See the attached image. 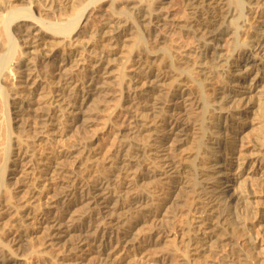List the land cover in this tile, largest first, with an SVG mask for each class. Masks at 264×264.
<instances>
[{
    "label": "bare ground",
    "instance_id": "obj_1",
    "mask_svg": "<svg viewBox=\"0 0 264 264\" xmlns=\"http://www.w3.org/2000/svg\"><path fill=\"white\" fill-rule=\"evenodd\" d=\"M173 1L137 0L136 7L130 1L127 7L133 12L126 7L123 13L117 12L118 0H92L74 7L70 23L53 24L43 12L56 13L66 6L64 0H0V204L6 198L12 203L9 183L15 186L16 175L33 156L15 131L22 129V135L33 122V137L45 144L57 142L62 131L67 141L76 138L96 122L99 107L93 105L114 95V82L121 93L117 110L126 113L112 158L99 166L92 182L69 174L65 162L79 149L72 145L60 160L50 154L43 161L29 200L17 206L18 213L29 211L38 189L49 183L48 212L36 222L46 248L62 250L60 264L87 246L94 255L91 264H110L116 251L137 240L134 231L146 218L183 206L194 219L170 242L171 264H264V228L258 235L252 232L264 223V211L252 208L256 194L248 185L252 181L264 189V0H183V20L172 18ZM101 2L110 3L114 13L102 33L108 48L94 46L97 39H91L97 35L81 41L79 31L89 21L88 11ZM37 5L39 11L34 10ZM142 26L153 37L150 42ZM173 30L196 45L152 49L164 40V32ZM46 39L52 48L43 47ZM27 46L33 51L23 52ZM60 47L68 52L60 54ZM120 47L140 56L136 72L115 77L112 57ZM40 58L51 64L57 79L48 109L37 105L45 98L38 94L43 81L35 63ZM81 65L80 75H74L73 66ZM247 131L257 138L249 172L236 148ZM188 143V153L181 155ZM255 167L258 172L253 173ZM150 182L156 191L147 188ZM3 214L1 208L0 221ZM19 231L18 245L23 246L28 232ZM154 231H148L151 248L161 242L152 237ZM10 247L0 239V264L22 261ZM233 256L238 259L230 261ZM128 259L127 264L139 261Z\"/></svg>",
    "mask_w": 264,
    "mask_h": 264
},
{
    "label": "rangeland",
    "instance_id": "obj_2",
    "mask_svg": "<svg viewBox=\"0 0 264 264\" xmlns=\"http://www.w3.org/2000/svg\"><path fill=\"white\" fill-rule=\"evenodd\" d=\"M91 1L92 0H64V3L66 4V6L63 9L57 11L54 14H48V13L43 12L44 19L45 20L47 19L48 22H51L53 24L54 23L55 24L56 23L57 24L58 23L68 24L71 22V20L73 19L75 15V14L73 15V12H75L74 7L75 6L76 8L77 6L83 7L86 3L88 2L90 3ZM118 1H119L117 2L118 4H116L117 12L121 11L123 13H126L125 9L127 7V2H130V1H131L130 3L133 4L131 7L139 6L137 3H135L137 0H118ZM142 1L146 2V0H142ZM71 3L72 5H70ZM34 8H35L34 9L35 11H39L40 9L38 5L35 6ZM127 9H129V10H126L127 13H129L130 11L133 12L132 10H130V7H127ZM111 11L113 12V10L110 7V3L108 2H101L99 4H96L94 8L88 11L87 18L89 19V21L87 22L86 26L83 29H79L80 33L81 32L83 33L81 41L83 42L88 41L91 37L93 38V36L97 35L95 36L96 38L94 37L93 39H91L92 41H96L97 39L94 46H97V45L107 46L108 44L107 46L108 48L110 46V43L108 42L107 38H104V39L102 38L103 36L102 33H105L107 31L104 29V27L106 23L108 22V20L112 19V16H113L112 14L114 13H112ZM170 11H171V14H173L172 16L173 19L183 20L185 17L183 0H174ZM85 23L86 21L84 22V24ZM141 28H143L141 29V31L144 33L145 39L150 42L153 39V37L147 34V31L144 26H142ZM131 33H134V32L131 31ZM164 33H162L165 35L164 40H162V42H160L159 44L158 43L152 44V49H156V51L168 49L171 46V44L172 45L180 44L182 46L185 45L189 48L194 47L196 45L191 38L186 39V37L179 30H173L170 34L169 33L166 34V32ZM100 34H101V37L99 36ZM46 40H47L45 43L46 45H44L43 47H46L48 49L52 48L53 47L52 43L50 44L49 43L50 41H48V39ZM3 45L4 44L2 43V46ZM5 46L6 45H4L3 47ZM5 48H3V50H5ZM24 48L25 49L22 50L23 52L33 51L31 50V47L28 48L27 46ZM123 49L124 51H122ZM123 49H121V47L116 49L114 51L115 56L112 57L115 60L114 64H112L113 65L112 71L115 72L113 73L115 77H117V75L119 74L118 72H120L121 74L123 71H125L127 74H133L134 72H136L135 70L137 69V66H138L136 64V58L140 56V54L137 52V53H134L135 55L134 54L131 55L129 48H123ZM37 50L38 49H36V51ZM126 51L131 56L130 55L128 56V53H126ZM59 52L60 54L61 53L66 54L68 52V49L66 47H60ZM130 57H133L134 59H131V61L128 62L127 60ZM36 62L37 63H35V65L36 66L38 65L37 71L39 70L38 73H40L37 75L43 81L41 83L42 90L39 91L38 94L40 95L43 94L45 96V98L38 101L37 105L39 106V108L45 109L47 107L48 108L50 107V103L52 101V93L55 91V87L53 83L57 79L55 78L53 79L54 75H52V73L54 72L55 69L51 66L50 63H48V61L40 58V59H37ZM72 65L73 64H70V66ZM83 66L84 65L76 66V67L73 66L72 69L74 71V75L75 74L80 75L81 70H83L84 68ZM116 83L117 82H114L113 83L114 86L112 87L113 91L115 89L116 92L114 91L115 92L114 95H112L109 99H107L108 102L106 100V103L105 102L102 103L100 100L97 99L96 100L97 103L95 102L93 105L95 107H99L97 108L96 112L94 111L96 109H93L95 107L92 106L93 112L97 113L99 111L98 117H96L95 119L96 122L92 123L91 126L87 128L79 130L77 134L75 133L76 134L75 136L77 137L69 139L70 141L69 140L67 141L66 138H64L65 133H63L62 131L61 134L62 133L63 134L62 135L60 134L59 138H57L56 140L57 142H54L48 145L44 143L45 140L42 139L38 141L37 138L33 137L34 136L33 133L35 131V127H33L34 125H32L33 122L29 124L30 129L28 128L27 131L23 132L24 134L22 135H20L22 133V129H20L21 131L18 130L17 125L13 123V121L11 122L12 124L16 125L13 128L14 131L16 130V128L18 130V131H15L14 137L15 136H17V138L23 137L22 141L25 142L26 148L27 149L29 148L28 150L30 152L29 154L31 156L33 154L32 158H34V159L29 158L28 161L31 159L30 163L27 164L25 167L21 168V173L16 175V178H19L18 180L19 182L16 181L15 186L13 185L14 181H10L9 183L11 184L10 189L12 190V195H11V197H13L12 203L10 204L8 201H6L7 199L6 198L5 200L2 199V202L0 204L1 206L0 209L2 208L4 211V214L2 215V221H0V224H1L0 225V230H1L0 239H2L3 242H6L9 245V247L11 246L10 247L12 248L11 250H14L15 254H18L20 256L22 261H20L18 264H60L59 254H60V251L62 250H59L56 248L51 250V249L46 248L45 237L43 236L44 234L40 232L37 226V222H36V217L38 215L42 214V212H48L47 207L50 203V196H51V191L48 190L49 188H51V187H48L49 183L47 182L43 184L41 183L43 186L44 185L45 186L40 187L38 189V192H37L38 198L33 203V205L29 208V211H27L26 213L25 212L18 213V210L16 209H17V206L29 200V195H28L29 189L32 188V186H34V183H36V180L39 177V173H38L39 168H41V164H43V161L44 160L46 161V158L50 157V154L53 155L54 161H58L62 158V155L64 154V152H66L72 145L77 146V149L79 148L78 149L79 151L77 150L75 154L73 155V157L65 162L66 163L65 166H67L68 172L70 175H73V177L75 176V178L78 179L79 181L81 182L85 181L86 183L88 182V180H89L88 183L92 182L98 175L97 171L99 169V166L105 165L112 158L114 148L117 144L116 135L118 133V129H120L119 126H122V122L124 121V116L126 115L125 112L117 110L119 104L121 103L120 101L121 93L118 90L119 86ZM15 117H16L15 115H12V119H14ZM248 132L249 131H247L243 136L238 137L237 142H236L237 144L236 148H237V151L241 152L242 155H244V159L247 160V165L245 167H246V170L249 172L250 169L252 168L251 159L253 157L251 156L253 153L252 151L254 149L253 147L256 146L255 144H257L256 142L257 138L253 132H250V133ZM61 137L63 138L61 139ZM73 139L75 142H72ZM189 146H190V143H188L187 146L183 147L180 154L181 155L184 154L185 151L186 153H188L187 150ZM261 154H264V152ZM254 172H258L257 167L253 169V173ZM20 182L22 183L21 186L19 184ZM16 183L18 184V186L16 185ZM154 184L155 183L150 182V185L152 187L148 185L147 188L150 187V189L148 188L150 191H153V192L156 191L155 189L156 185ZM248 185L250 186L251 190H254L252 192L256 194V196L253 199H251L252 208L254 210L264 211V197H263L264 189L263 187L262 188L257 187L256 186L257 184L253 183L252 181H248ZM182 195L186 196L185 194H182ZM183 207L176 209L175 211H173L174 213L167 214L163 212L158 217L153 216L150 218H146L144 222L138 225V227L134 231L135 233L137 232L136 233L137 240L135 241L136 243L134 242L131 246H128L124 249L121 248L120 250L116 251L115 252L116 255H114L111 258L110 264H127L129 262V259H128L129 257H135L136 259H138L139 261H137L136 264L138 263L139 264H145V263L154 264L156 261H158V258H161V257L165 260V264H171L172 256H170L171 255L170 248L172 247V244L170 242L172 241L173 238L175 239L176 236H180L182 234L184 229H186V227L188 226L186 224L187 222L190 223L194 219L191 215L189 216V214L185 210V207L184 208ZM79 211L81 212L82 210H80L78 207V212ZM31 212L32 214L28 217L27 213H31ZM150 227L155 230L152 235L154 240L158 239L159 241H161L156 247H152V248L149 247V244L147 241L150 236L148 235L151 230ZM20 228L26 229V231L28 232V236H29V238L27 237L25 240H22L24 243L21 242L22 244H24L23 245L24 247L21 244L20 245L22 247L18 245ZM263 228H264V223L261 224L260 226L254 227L252 232L253 234L258 235V233L259 234L262 233ZM241 239L242 238H240V241ZM261 241H262V238H260L259 236L258 242H261ZM116 246H117L116 243L113 244L112 249L116 248ZM182 248L183 247H181V250L184 251V248L183 249ZM225 249H228V248H225ZM258 250L259 249H257L255 253L256 252L259 253L260 251L258 252ZM74 254L75 255L73 256L72 260L70 262H67V264H72L74 263V261H77L79 259L88 260L89 264L94 262V259H91L94 255H93L92 247L90 246H87L83 250L77 251ZM179 258H180V255L178 259ZM258 258L260 259V257ZM229 259L231 261L232 259L237 260L238 258L233 256L232 258H229ZM179 260L181 261V258Z\"/></svg>",
    "mask_w": 264,
    "mask_h": 264
}]
</instances>
